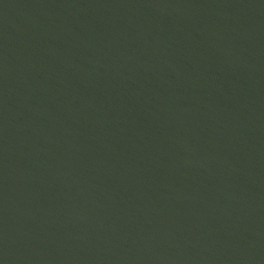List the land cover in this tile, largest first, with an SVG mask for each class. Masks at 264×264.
Here are the masks:
<instances>
[{
    "label": "water",
    "instance_id": "water-1",
    "mask_svg": "<svg viewBox=\"0 0 264 264\" xmlns=\"http://www.w3.org/2000/svg\"><path fill=\"white\" fill-rule=\"evenodd\" d=\"M0 264H264V0H0Z\"/></svg>",
    "mask_w": 264,
    "mask_h": 264
}]
</instances>
